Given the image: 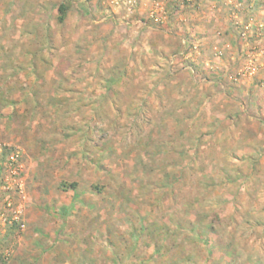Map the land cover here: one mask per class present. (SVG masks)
Returning <instances> with one entry per match:
<instances>
[{"label":"rangeland","instance_id":"rangeland-1","mask_svg":"<svg viewBox=\"0 0 264 264\" xmlns=\"http://www.w3.org/2000/svg\"><path fill=\"white\" fill-rule=\"evenodd\" d=\"M62 1L0 0V264H264V0Z\"/></svg>","mask_w":264,"mask_h":264},{"label":"crops","instance_id":"crops-1","mask_svg":"<svg viewBox=\"0 0 264 264\" xmlns=\"http://www.w3.org/2000/svg\"><path fill=\"white\" fill-rule=\"evenodd\" d=\"M218 13L215 15L214 20H213V23L217 26H218V24H220L218 21H219V18L221 17ZM259 76H261L264 79V73L259 74ZM263 104H264V102H263ZM81 255H82L81 258H79V257L72 258V259L68 258L69 260H67L64 263L65 264H93L94 263L93 260H89V258H85V256L83 254H81ZM97 260L99 261V259H97ZM101 261H102L101 264H103L104 261L103 260H101Z\"/></svg>","mask_w":264,"mask_h":264},{"label":"trees","instance_id":"trees-1","mask_svg":"<svg viewBox=\"0 0 264 264\" xmlns=\"http://www.w3.org/2000/svg\"><path fill=\"white\" fill-rule=\"evenodd\" d=\"M70 5L71 3L69 2V0L62 1L57 5V20L59 22H63L65 20ZM74 185V183L69 184V186Z\"/></svg>","mask_w":264,"mask_h":264},{"label":"built area","instance_id":"built-area-1","mask_svg":"<svg viewBox=\"0 0 264 264\" xmlns=\"http://www.w3.org/2000/svg\"><path fill=\"white\" fill-rule=\"evenodd\" d=\"M129 1H130V0H129ZM130 6H131V5H129V8H130ZM153 7H154V9L150 11L151 15L154 14V11H155L157 8H161V5H160L159 2H154ZM242 35H244V33H242ZM261 52L263 53L264 50L261 51ZM242 69H243V72H242V73H246V72L250 71V66L247 65V66H245V67L242 68ZM251 73H252V72H251ZM22 226H23V225L20 224V227H22Z\"/></svg>","mask_w":264,"mask_h":264}]
</instances>
